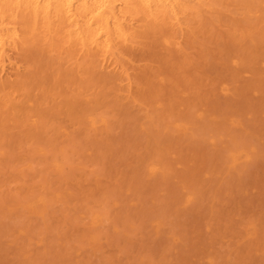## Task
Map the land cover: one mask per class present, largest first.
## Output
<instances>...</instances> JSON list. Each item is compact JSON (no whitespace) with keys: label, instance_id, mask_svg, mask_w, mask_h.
<instances>
[{"label":"rangeland","instance_id":"obj_1","mask_svg":"<svg viewBox=\"0 0 264 264\" xmlns=\"http://www.w3.org/2000/svg\"><path fill=\"white\" fill-rule=\"evenodd\" d=\"M202 13L126 49L136 99L65 49L10 54L0 264H264V0Z\"/></svg>","mask_w":264,"mask_h":264},{"label":"bare ground","instance_id":"obj_2","mask_svg":"<svg viewBox=\"0 0 264 264\" xmlns=\"http://www.w3.org/2000/svg\"><path fill=\"white\" fill-rule=\"evenodd\" d=\"M216 2L217 0H0V83L3 82L4 69L7 64L10 66V54L34 45L41 49L45 47L43 50L46 52L57 51V54L60 49H65L66 52L62 53H69L79 62V69L86 68L95 72L96 68L107 69L106 67L112 66L109 69L118 79L117 82L114 81L113 76L110 77L111 80L118 86L120 84L122 90L125 88V96L131 98L137 92L135 86L138 82L134 80L137 82L134 86L135 82L131 80L133 78L130 72L135 65L133 62L132 68H129L130 64L127 66V61L131 62L128 59L132 60L129 56L132 55L126 49L135 45L138 49L137 43L140 45L145 41L148 36L144 34L147 32L161 31L172 35L178 31L182 34L192 33L202 17L201 15L199 18L198 14L210 10ZM143 35L146 37L141 39ZM34 46H29L30 49L25 51L29 54L32 48L36 50ZM39 51L40 49L37 52ZM125 52L129 54L128 59ZM135 94L134 98L137 96Z\"/></svg>","mask_w":264,"mask_h":264}]
</instances>
